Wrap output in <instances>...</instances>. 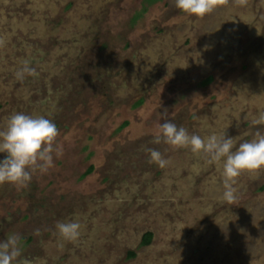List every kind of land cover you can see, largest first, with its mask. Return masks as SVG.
I'll list each match as a JSON object with an SVG mask.
<instances>
[{"label":"rangeland","instance_id":"obj_1","mask_svg":"<svg viewBox=\"0 0 264 264\" xmlns=\"http://www.w3.org/2000/svg\"><path fill=\"white\" fill-rule=\"evenodd\" d=\"M25 61L38 76L16 78ZM262 111L264 0L202 18L175 0H0V128L44 116L63 148L27 187L0 185V241L20 237L13 264H264V171L239 176L228 203L221 165L152 142L169 120L238 147L264 132Z\"/></svg>","mask_w":264,"mask_h":264},{"label":"clouds","instance_id":"obj_2","mask_svg":"<svg viewBox=\"0 0 264 264\" xmlns=\"http://www.w3.org/2000/svg\"><path fill=\"white\" fill-rule=\"evenodd\" d=\"M229 0H175L177 9L202 18L217 7L226 5ZM243 5L246 0H235ZM22 80L25 76L39 75L34 67L25 61L15 73ZM163 115V114H162ZM253 125H264V111L252 120ZM60 131L57 125L44 116H32L21 112L12 113L3 128H0V185L5 183L27 187L37 172L47 174L55 166V160L63 156V148L58 143ZM154 144H166L173 149L188 148L194 154L203 153L209 162L222 166V199L232 203L236 199L234 185L244 173L259 174L264 171V132L257 130L250 141L239 143L226 133L212 134L206 138L189 134L184 127L165 120L155 135ZM235 149V150H233ZM149 154V163L161 169L169 164L163 154L154 148H145ZM58 236L69 243L80 236L81 225L76 221H58L55 225ZM37 233L39 229L36 230ZM20 237L12 235L0 241V264H13L20 256Z\"/></svg>","mask_w":264,"mask_h":264},{"label":"flooded vegetation","instance_id":"obj_3","mask_svg":"<svg viewBox=\"0 0 264 264\" xmlns=\"http://www.w3.org/2000/svg\"><path fill=\"white\" fill-rule=\"evenodd\" d=\"M212 80H213V77L212 76H208V77H206V79L204 80V82L207 84V83H210V82H212ZM144 102V98L143 97H141L139 100H138V104H142ZM126 124V123H125ZM148 232H150V231H147V232H145L144 233V235H143V237H142V240H141V246H143V245H148L151 241H152V237H153V234H152V237H151V240L148 242V243H143V241H144V237H145V234L146 233H148ZM152 233V232H151ZM130 252H132V251H130ZM130 252H129V256L130 257H132L133 255H135V253L131 256L130 255Z\"/></svg>","mask_w":264,"mask_h":264},{"label":"trees","instance_id":"obj_4","mask_svg":"<svg viewBox=\"0 0 264 264\" xmlns=\"http://www.w3.org/2000/svg\"><path fill=\"white\" fill-rule=\"evenodd\" d=\"M92 169V167H90V169L88 170V172H90ZM151 237H152V233L151 232H148L145 234V237H144V241L143 243H148L150 240H151ZM134 253L133 252H130V255L132 256Z\"/></svg>","mask_w":264,"mask_h":264}]
</instances>
